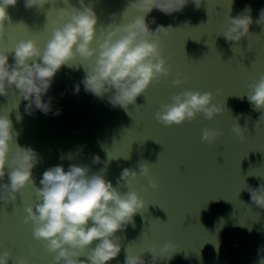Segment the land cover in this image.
Listing matches in <instances>:
<instances>
[{"label": "clouds", "instance_id": "clouds-1", "mask_svg": "<svg viewBox=\"0 0 264 264\" xmlns=\"http://www.w3.org/2000/svg\"><path fill=\"white\" fill-rule=\"evenodd\" d=\"M23 2L25 9L37 11L45 5L54 7L61 2L65 7H55L56 18L47 14L45 28H50V35L43 47L35 39L20 40L9 46L5 33L13 24L8 8L16 6L18 0H0V97L19 102L22 98L26 101L25 113L30 116L36 111L59 116L60 110L53 109V98L48 93L63 67L82 68L85 72L74 85V94L83 86L85 93L106 101L113 109L125 111L136 104L146 89L171 76L170 57L164 54L161 34L168 35L172 28L158 24L153 30L150 23L156 24V19L153 17L149 23L147 16L154 9L171 16L182 12L189 4L198 9L203 0H128L125 10L120 14L112 13L111 19L115 21L118 16L126 19L129 9L142 15L107 27L99 23L90 0H76L78 7L70 0ZM251 12V6L246 5L237 16L229 15L218 36L238 43L249 36L253 23L264 26V8L255 21ZM10 56L12 63H9ZM185 82L186 78L181 79L178 74L173 85L181 86ZM247 88V102L254 110L264 112V72ZM220 93L217 89L215 94ZM245 95L238 97L244 99ZM213 99L211 91L186 89L171 96L169 103L161 104L155 118L166 127L191 123L200 114L212 120L226 107V101L218 106ZM15 108H19V103ZM21 119L18 114L17 121ZM260 120L256 122V129ZM232 132L239 142H245L247 123L244 127L234 123ZM18 135L10 115L0 114V202L15 205L26 188L35 190L36 202L25 208L23 223L31 226L33 238L54 257L51 264H110L117 259L122 250L119 233L126 231L129 225L134 227L135 216L143 213L148 205L136 191L121 189H130L132 181L142 177L148 179L151 189L158 190L160 185L151 174L150 163L141 159L134 168L122 169L114 186L105 176L113 158L108 153L107 160L94 155L92 163L104 165L100 171L92 172L89 165L82 163L69 164L67 170L58 164L42 173L37 188L33 170L40 158L33 148L17 143ZM221 135L219 128L202 129V141L209 145ZM241 191L248 192L251 202L264 209V183L253 188L244 181ZM178 251V245L172 242L153 243L144 251L151 255L146 261L142 253L134 254L128 247L124 264H158L161 259L171 260ZM260 251L264 252V248ZM10 260L12 264H33L29 255L17 258L7 250L0 253V264H9ZM259 264H264V258Z\"/></svg>", "mask_w": 264, "mask_h": 264}, {"label": "snow or ice", "instance_id": "snow-or-ice-1", "mask_svg": "<svg viewBox=\"0 0 264 264\" xmlns=\"http://www.w3.org/2000/svg\"><path fill=\"white\" fill-rule=\"evenodd\" d=\"M19 30L22 31V32H25V33H28L29 35V38L28 39H39L40 37L38 35H35L33 34L26 26H19ZM9 46H11V44L15 43V40H14V37H10L9 38ZM259 43L264 46V39H262L261 41H259ZM170 59H171V56H170ZM186 78V81L189 79V77H185ZM25 194H23L24 196ZM22 196V197H23ZM30 199V197L28 198ZM28 199H26L24 202L26 204V207L30 206V204H28ZM4 215L5 213H0V219L4 218ZM8 215V218H13L11 216V214H7ZM24 224V223H23ZM27 251L33 255V256H36L37 257V260L34 262V264H44V256L43 254L41 253L40 249L35 245V244H31L29 243L27 245Z\"/></svg>", "mask_w": 264, "mask_h": 264}]
</instances>
